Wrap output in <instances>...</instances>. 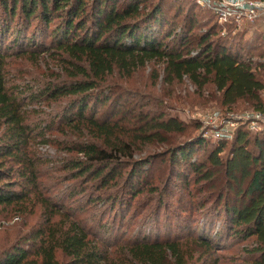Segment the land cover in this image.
<instances>
[{
  "label": "trees",
  "instance_id": "1",
  "mask_svg": "<svg viewBox=\"0 0 264 264\" xmlns=\"http://www.w3.org/2000/svg\"><path fill=\"white\" fill-rule=\"evenodd\" d=\"M163 3L156 0L147 6L146 0H0V158L11 164L5 170L0 161V205L21 208L34 201L31 205L38 203L44 214V223L34 234L25 235L18 245L1 249L0 264H60L58 253L65 264H264L262 134H255L253 152L248 149V132L238 127L225 162L221 154L226 141H221L207 152L205 161L198 163L191 159L190 152L199 139L176 140L186 133V124L166 112L161 101L159 105L146 103L153 106L149 109L142 104L118 109L121 93L106 87L105 78L114 70L129 77L146 63L159 60L164 63L168 84L186 78L202 88L211 82L219 93L220 105L226 109L247 101L253 110L264 113V81L249 61L241 59L236 45L225 42L230 36L211 41L209 33L204 32L192 49L189 31L165 27ZM193 5L200 8L195 2ZM243 24L249 22L239 25ZM225 25L238 26L233 21ZM50 52L63 55L59 59L64 62V80L10 84L6 65L9 57L35 58ZM60 99L64 100L59 109L45 117H30L26 110L28 104ZM55 118H60V126L74 132L75 140L66 142L65 149L76 157L48 171L65 169L71 173L68 180L80 178L84 187L78 192L88 202L99 198L87 192L86 184L92 182L106 188L125 178L129 192L137 194L143 168L165 155L172 164L192 169L197 192L212 184L206 201L214 204V213L219 211L224 234L199 232L111 243L98 233L108 231L104 223L91 225L82 220L65 199L60 206L48 202L49 211L45 212L47 199L41 194L44 184L40 179L45 173L32 141L48 143L45 134L54 128ZM138 152L142 155L135 157ZM221 170L227 175L222 186L213 183ZM175 175L182 176L179 171ZM226 189H235L233 199L223 198ZM118 201L115 193L105 196L111 206ZM227 235L237 242L251 241L249 247L243 246L239 261L232 256L227 263L218 252L225 249Z\"/></svg>",
  "mask_w": 264,
  "mask_h": 264
},
{
  "label": "rangeland",
  "instance_id": "2",
  "mask_svg": "<svg viewBox=\"0 0 264 264\" xmlns=\"http://www.w3.org/2000/svg\"><path fill=\"white\" fill-rule=\"evenodd\" d=\"M155 1L146 0V4L151 6ZM193 3L192 0H164L162 9L167 16V25L169 24L165 27L171 30L182 29L186 33L189 31L188 37L192 41L189 47L192 49L199 35L204 32L209 33L211 41L222 40L224 36L229 35L228 39L225 38V42L236 45L241 59L249 61L257 77L264 81V36L260 24L254 22L230 27L220 23L206 9L200 6L194 8ZM233 35L235 37H231ZM59 56L63 55L60 52H50L39 54L35 58L25 55L11 56L6 64L8 81L10 84L30 81L29 85H31L37 80H64L66 74L64 62ZM165 74L163 61L152 60L132 72L129 77L114 70L106 76L105 82L111 92L121 93V106L118 109L134 104L136 106L142 104L144 109H149L153 106L146 103L155 102L159 105L158 101H161L160 106H164L166 112L184 121L186 133L177 136L176 140L187 142L194 138L199 139L200 142L193 145L190 152L191 159L198 163L205 161L207 152L221 141H226L221 154L225 162L231 155V139L238 127L248 132L250 139L248 149L256 152L253 138L255 134H262L264 137V121L259 119L254 122L249 121L255 110L247 101H239L232 110H228L220 105L219 93L215 91L211 82L202 88H198L186 78L168 84ZM261 96L264 97V90L261 91ZM63 100L28 104L26 110L30 117H35L36 114L45 117L46 114L55 113ZM50 118L48 116L47 120L50 121ZM59 121L60 118H55L54 128L46 131L48 143H42L38 139L32 141V148L42 162L40 169L45 173V176L42 174L40 177L44 184L41 194L47 199L43 207H46L48 202L64 205L65 199L66 205L71 207L82 220L91 225L100 221L104 223L106 228H109L108 231L105 233L98 231V233L106 242L111 243L134 238L165 239L188 233L223 232V219L218 216L219 211L214 213V204L211 200L206 201V197L212 191V184L207 185L203 191L197 192L198 186L194 184L195 176L192 174V169L187 165L172 164L169 156L165 155L156 157L152 164L143 168L140 173L142 177L140 192L137 194L129 192L125 178L123 181L118 179L110 183L106 188H99V184L92 182L86 184L87 192L92 194V197L99 198L88 202L86 196L78 192L84 187L80 178L68 180L71 173L65 169L48 171L49 167H62L67 158L76 157L65 149L66 142L75 140L74 132L70 128L60 126ZM159 149L161 148L156 151ZM140 155L142 154L138 152L135 157ZM0 161H3L1 163L3 169H10V162L3 158H0ZM12 169L14 170L15 167ZM177 169L182 176L175 175ZM126 171L127 168L123 170L124 174L127 173ZM219 172L213 183L222 186L227 180V175L222 170ZM113 193L118 195L120 201L111 206L110 202H105V196ZM234 193L235 189H226L223 198L226 196L227 199H233ZM222 201L221 199V203ZM33 202L23 204L21 208L0 205V251L4 247L18 245L25 235L34 234L44 223L42 206L40 207L38 203L32 206ZM201 202L205 204L200 207ZM48 207L45 208V212L49 211ZM250 243L251 241L237 242L228 236L224 244L225 249L218 252L225 256L227 263L232 256L239 261L238 256L244 255L243 246L249 247ZM23 247L28 246L23 245ZM57 256L60 264H65L59 253Z\"/></svg>",
  "mask_w": 264,
  "mask_h": 264
},
{
  "label": "built area",
  "instance_id": "3",
  "mask_svg": "<svg viewBox=\"0 0 264 264\" xmlns=\"http://www.w3.org/2000/svg\"><path fill=\"white\" fill-rule=\"evenodd\" d=\"M198 6L209 10L220 23L258 22L264 30V0H192ZM249 121H264V113L253 111ZM248 118V117H247Z\"/></svg>",
  "mask_w": 264,
  "mask_h": 264
}]
</instances>
